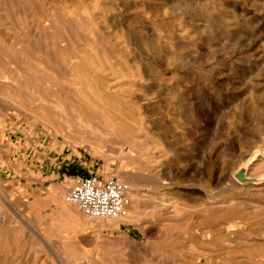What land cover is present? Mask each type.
<instances>
[{"label":"rangeland","instance_id":"1","mask_svg":"<svg viewBox=\"0 0 264 264\" xmlns=\"http://www.w3.org/2000/svg\"><path fill=\"white\" fill-rule=\"evenodd\" d=\"M0 196V264H264V0H0Z\"/></svg>","mask_w":264,"mask_h":264},{"label":"built area","instance_id":"2","mask_svg":"<svg viewBox=\"0 0 264 264\" xmlns=\"http://www.w3.org/2000/svg\"><path fill=\"white\" fill-rule=\"evenodd\" d=\"M66 189V202L86 218L112 221L128 217L133 190L116 178L96 173L73 176Z\"/></svg>","mask_w":264,"mask_h":264},{"label":"bare ground","instance_id":"3","mask_svg":"<svg viewBox=\"0 0 264 264\" xmlns=\"http://www.w3.org/2000/svg\"><path fill=\"white\" fill-rule=\"evenodd\" d=\"M113 133V132H112ZM111 133V135H113ZM115 134V133H114ZM117 134V133H116ZM107 135H109V134H107ZM114 136V135H113ZM102 137H104V136H101V140L98 138V137H96V138H94V137H92V138H90V140H88L90 143H92L93 145H95V146H97L98 147V149L99 148H101L106 154H107V156L108 157H110V158H112V159H118V158H120L121 157V155L120 154H118L115 150H113V149H109L108 147L110 146V144H111V146L113 145V143H114V141L115 140H112L111 138H109L108 140L109 141H111L110 142V144H109V146L107 145V143H109L107 140V142L105 141V140H103V138ZM109 137V136H108ZM112 137V136H111ZM117 137V136H116ZM112 138H115V137H112ZM105 139H107V138H105ZM104 142H103V141ZM117 143V142H116ZM106 144V145H105ZM118 144V143H117ZM125 176L126 177H128L129 175H128V173H125ZM131 177V176H130ZM124 178V177H123ZM129 178V177H128ZM132 180V179H131ZM244 181H246V182H248V181H250V180H247V179H245ZM139 182H141V181H139ZM130 183H131V181H130ZM133 196V192L131 193V195H130V199H131V197ZM131 205H132V200H131ZM132 207V206H131ZM1 213V212H0ZM131 217V216H130ZM128 221L129 220V217H127V218H125V219H121V220H117V221H111L112 223H113V225L114 226H118L119 225V223L120 222H123V221Z\"/></svg>","mask_w":264,"mask_h":264},{"label":"crops","instance_id":"4","mask_svg":"<svg viewBox=\"0 0 264 264\" xmlns=\"http://www.w3.org/2000/svg\"><path fill=\"white\" fill-rule=\"evenodd\" d=\"M43 166H44V164H43ZM46 166H47L46 168H43V169H45L44 170L45 173L43 172V179H46L47 181H48V179L54 180V178H53V172H51L50 168H48L49 165H46ZM43 183H46V181L44 180ZM45 197L50 198V199L52 198V199H54V201H58V199H60L59 194H57L55 192H49V193L46 192ZM81 215L84 216L83 214H81Z\"/></svg>","mask_w":264,"mask_h":264},{"label":"water","instance_id":"5","mask_svg":"<svg viewBox=\"0 0 264 264\" xmlns=\"http://www.w3.org/2000/svg\"><path fill=\"white\" fill-rule=\"evenodd\" d=\"M239 180L242 182V181L245 180V177H243V176H239Z\"/></svg>","mask_w":264,"mask_h":264}]
</instances>
